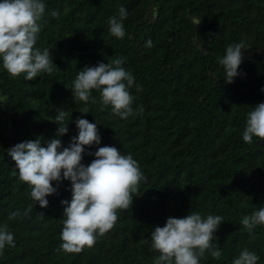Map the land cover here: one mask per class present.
<instances>
[{
  "label": "trees",
  "instance_id": "16d2710c",
  "mask_svg": "<svg viewBox=\"0 0 264 264\" xmlns=\"http://www.w3.org/2000/svg\"><path fill=\"white\" fill-rule=\"evenodd\" d=\"M44 2L36 47L49 50L53 73L11 78L0 59V226L6 224L15 241L0 253V264H155L154 228L191 212L224 219L212 242L220 259L206 253L200 264H233L245 248L264 264V226L250 235L240 223L264 207V139L253 137L249 144L242 136L247 114L264 103V0ZM120 7L127 10L123 39L109 31ZM235 43H243L247 54L239 75L226 83L218 60ZM117 57L126 58L123 67L142 88L130 89L133 115L127 119L110 106L102 111L99 92L85 103L74 101L71 89L80 70ZM58 108L68 112L69 131L60 137L65 147L78 135L77 119L97 124L101 143L85 146L82 163L95 159L88 152L114 146L131 154L145 177L131 209L119 210L114 228L78 254L60 247L61 201L72 198L70 181L53 182L58 191L42 208L11 175L15 161L6 151L37 138L46 146L59 127L51 120ZM17 210L21 216L9 219Z\"/></svg>",
  "mask_w": 264,
  "mask_h": 264
},
{
  "label": "clouds",
  "instance_id": "9594fccd",
  "mask_svg": "<svg viewBox=\"0 0 264 264\" xmlns=\"http://www.w3.org/2000/svg\"><path fill=\"white\" fill-rule=\"evenodd\" d=\"M46 4L44 0H0V59L3 68L11 78L24 74L26 81L36 79L40 74L51 75L54 64L49 50L43 52L36 47ZM60 13L53 11L52 16ZM127 10L120 7L118 17L109 20L110 34L123 39L126 35L123 21ZM152 46L151 40L147 42ZM243 43L230 44L225 55L218 60L226 74V83H232L239 75L238 69L243 61ZM126 58L117 57L107 64L87 66L76 76L72 92L74 101L87 103L92 99L93 91L100 94L104 108L111 107L112 114L121 119L133 115L134 97L130 89L135 85V77L123 64ZM264 91V89H262ZM94 102V101H93ZM57 115L52 122L59 125L53 139L46 146L41 139L26 140L8 148L7 155L15 161L11 175L26 184L30 189L29 198L46 208L48 196L56 193L64 180L70 181L71 200H63V227L60 233L61 249L69 254L81 253L85 247L91 248L97 236H103L112 230L118 220L119 210L131 209L135 193L145 179L139 163L131 154L123 155L114 146L99 147L94 153L95 159L90 164L82 163L85 146L101 143L97 124L79 118L75 121L78 135L71 138L68 146L62 144L60 137L69 131L65 120L66 110L56 109ZM139 112L143 108L138 109ZM88 113L87 110L81 111ZM243 141L252 143L253 137L264 139V103L255 105L247 114ZM31 206L24 210L28 216ZM21 216L19 210L11 212L9 219ZM224 219L220 215L202 216L191 212L183 218L169 217L163 227L156 226L151 233V247L159 253L155 264H200L205 254L213 259H220L222 251L212 242L214 233ZM241 225L251 235L257 226H264V207L245 215ZM6 246L15 247L13 234L7 225L0 226V253ZM256 253L244 249L233 260V264H258Z\"/></svg>",
  "mask_w": 264,
  "mask_h": 264
},
{
  "label": "rangeland",
  "instance_id": "374dc122",
  "mask_svg": "<svg viewBox=\"0 0 264 264\" xmlns=\"http://www.w3.org/2000/svg\"><path fill=\"white\" fill-rule=\"evenodd\" d=\"M153 8V7H152ZM151 15L153 16L154 15V12L152 11L151 12ZM243 55H246L247 54V51L244 49L242 51ZM3 103H4V96L0 93V105L3 107Z\"/></svg>",
  "mask_w": 264,
  "mask_h": 264
}]
</instances>
